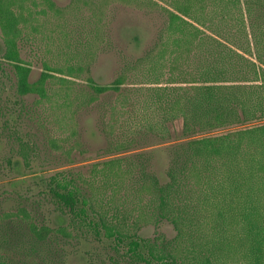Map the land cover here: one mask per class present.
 <instances>
[{
	"label": "trees",
	"instance_id": "1",
	"mask_svg": "<svg viewBox=\"0 0 264 264\" xmlns=\"http://www.w3.org/2000/svg\"><path fill=\"white\" fill-rule=\"evenodd\" d=\"M113 6L164 25L99 84L91 67ZM28 38L47 56L34 81ZM0 40V264H67L81 242L105 264H264V0H0ZM87 114L103 146L85 175L65 166L92 152ZM50 157L62 169L45 167ZM163 222L174 238L140 235Z\"/></svg>",
	"mask_w": 264,
	"mask_h": 264
},
{
	"label": "rangeland",
	"instance_id": "2",
	"mask_svg": "<svg viewBox=\"0 0 264 264\" xmlns=\"http://www.w3.org/2000/svg\"><path fill=\"white\" fill-rule=\"evenodd\" d=\"M57 7L64 8L69 5L71 0H53ZM87 14V12H86ZM164 25V18L157 12L147 13L125 6H113L110 10L108 36L109 44L104 46L98 53L95 63L91 67V75L99 84L110 83L120 71L122 61L125 58H136L141 56L155 41L157 33ZM3 51V45L0 40V55ZM45 53L43 50L37 49L34 45L29 44V38L22 42L21 56L22 58L32 62L31 80L37 79L41 71V60ZM4 89L2 90V98H12V82L4 79ZM0 119V126H1ZM176 131L181 128V121L174 124ZM52 133L60 136L61 131L56 127H50ZM80 131L82 140L92 152L79 156L74 153L71 156L73 165L65 167H80L82 172L86 173L90 166L100 160H97L98 150L103 146V139L98 135L95 127V118L92 114H87L80 121ZM4 143L0 142V158L3 155ZM162 146V145H161ZM155 153L153 161V172L161 184L166 181V158L161 147H154ZM55 155V154H53ZM51 166L46 165L48 169L59 167L62 169V157H50ZM58 169V168H57ZM7 172L1 176L4 183L9 181ZM17 176V173L11 174V180ZM30 177V176H29ZM33 189L29 188V191ZM12 204L8 203L10 207ZM7 207V208H8ZM51 209L44 208V214L47 216V223L50 227H55L58 223L56 214L50 215ZM162 234L167 240L174 238L175 231L172 226L166 222L159 224L157 227L148 225L140 231V235L144 238H153L155 235ZM68 257L67 264H105L102 251L85 242L74 244L67 248Z\"/></svg>",
	"mask_w": 264,
	"mask_h": 264
}]
</instances>
